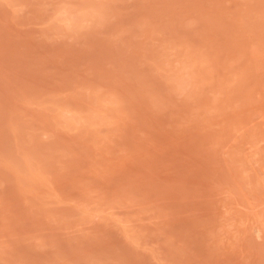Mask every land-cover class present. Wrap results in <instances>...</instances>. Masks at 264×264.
Masks as SVG:
<instances>
[{
    "label": "rangeland",
    "instance_id": "1",
    "mask_svg": "<svg viewBox=\"0 0 264 264\" xmlns=\"http://www.w3.org/2000/svg\"><path fill=\"white\" fill-rule=\"evenodd\" d=\"M263 158L264 0H0V264H264Z\"/></svg>",
    "mask_w": 264,
    "mask_h": 264
},
{
    "label": "bare ground",
    "instance_id": "2",
    "mask_svg": "<svg viewBox=\"0 0 264 264\" xmlns=\"http://www.w3.org/2000/svg\"><path fill=\"white\" fill-rule=\"evenodd\" d=\"M264 159V158H263ZM264 163V162H263ZM259 165H260V163H259ZM262 166H263V164H262ZM260 169H261V166H260ZM261 172H262V170H261ZM264 174V173H263ZM264 177V176H263ZM262 181H264V179L263 180H261V183H262ZM263 186H264V183H263Z\"/></svg>",
    "mask_w": 264,
    "mask_h": 264
},
{
    "label": "snow or ice",
    "instance_id": "3",
    "mask_svg": "<svg viewBox=\"0 0 264 264\" xmlns=\"http://www.w3.org/2000/svg\"><path fill=\"white\" fill-rule=\"evenodd\" d=\"M131 227V226H130Z\"/></svg>",
    "mask_w": 264,
    "mask_h": 264
}]
</instances>
